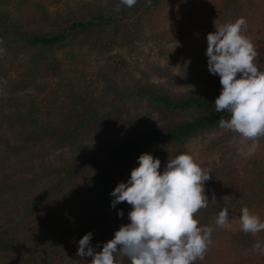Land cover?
Returning a JSON list of instances; mask_svg holds the SVG:
<instances>
[{
  "label": "trees",
  "instance_id": "16d2710c",
  "mask_svg": "<svg viewBox=\"0 0 264 264\" xmlns=\"http://www.w3.org/2000/svg\"><path fill=\"white\" fill-rule=\"evenodd\" d=\"M71 1L64 11L50 12L37 0H0V264H90L92 257L77 255L79 240L91 232L90 244L100 251L130 222L131 205L113 208L110 193L127 182L142 150L160 159L163 172L169 159L187 152L188 142L220 130L219 120L230 115L214 110L219 75L202 69L192 54L179 72L169 61L153 66L145 58L144 68L137 61L138 78L124 53L110 54L130 46L143 53L167 0H137L131 8L120 0ZM237 1L247 9L242 17L248 30H261L254 42L264 71V0ZM220 3L205 2L212 6L205 11L209 17L196 14L206 40L216 22L229 21L216 16ZM61 53L64 59L82 53L96 60L67 67ZM15 62L21 65L17 77L10 75ZM153 76L182 88L150 81ZM229 137L238 135L230 131ZM224 141L214 140L208 150ZM259 145L244 167L236 149L230 159L221 156L202 167L211 178L204 185L208 206L195 217L200 225L214 226L225 207L232 216L246 206L264 220V138ZM212 241L197 264H264V253L253 250L264 231L252 236L222 229ZM116 260L130 264L119 255Z\"/></svg>",
  "mask_w": 264,
  "mask_h": 264
},
{
  "label": "clouds",
  "instance_id": "9594fccd",
  "mask_svg": "<svg viewBox=\"0 0 264 264\" xmlns=\"http://www.w3.org/2000/svg\"><path fill=\"white\" fill-rule=\"evenodd\" d=\"M136 3L120 0L129 8ZM215 28L207 34L205 53L209 72L219 75L222 86L214 110L230 114L219 120V127L237 134L244 145L240 154L251 158L264 138V71L256 63L259 52L246 35V17ZM4 51L0 47V54ZM160 167L158 157L147 152L139 155L127 182H119L110 193L113 208L124 202L131 205L130 222L122 224L100 251L90 244L92 233H86L79 240L78 256L92 257L90 264H117V255L130 264H197L204 260L213 232L231 227L229 208L219 211L214 226L200 225L195 217L208 206L204 185L211 178L210 171L188 152L169 159L163 172ZM118 216H123L122 210ZM239 226L245 234L256 236L264 231V220L245 206ZM253 250L264 253V241H257Z\"/></svg>",
  "mask_w": 264,
  "mask_h": 264
},
{
  "label": "rangeland",
  "instance_id": "374dc122",
  "mask_svg": "<svg viewBox=\"0 0 264 264\" xmlns=\"http://www.w3.org/2000/svg\"><path fill=\"white\" fill-rule=\"evenodd\" d=\"M37 1L42 2L44 7L50 12H54L56 10L62 12L64 11L65 3L68 0H62L59 2H56L55 0ZM89 1L91 0H84V2ZM210 1L211 0H167V2L165 4L162 3L160 5L161 7L157 10L159 19L156 22V27L151 31L152 34L147 38L148 42L146 43L145 47H143V53L145 52V54H143L140 49L136 51H130V49H134L135 46H130V48L128 47L127 49L125 47H123L122 49L114 48L113 50H111L110 54H117V52L121 54L124 53L127 62L131 63V68L133 71L132 75L135 78H138L141 75L140 70H135L136 62H142V67L140 66V68H144L143 62H145V58H147L150 63L159 62L161 65L169 61L171 65H174L175 72H179V67H184L185 62H187L188 60V55L192 54V57H196L201 61V68L208 70L207 56L205 54L207 49V40L204 38L205 35L203 33L204 31L202 25H198V22H201V24H203V19L200 18V21H198L196 14L199 13V15L201 14V16L204 15L209 17V15L205 13V11L207 10V7L208 9L212 10V6L205 5V2L208 3ZM75 2L80 3L81 0H76L74 2L71 1L72 4H74ZM223 3L224 4L220 3V9L222 7L224 12H221L223 10L217 9L216 16H218V18L226 16V18L229 20L227 22H234L232 18L242 17L247 12L245 5L242 3H238L237 0H223ZM200 10L202 12H200ZM226 10H228V14ZM187 18L193 19L195 23L193 24V22H188ZM222 24H224V22L215 23V25L217 26ZM215 30L216 28L214 26V31ZM260 33L261 30L257 27V25H254L252 30L247 29L246 35L256 46L254 40L256 36L260 35ZM156 40L160 41V45ZM139 42L140 41H137L136 44H138ZM161 43H163V45ZM160 46L163 47V50L165 49L163 53L159 52ZM146 54H148L149 57H145ZM173 55H175L176 57ZM59 58L61 59V61L65 62L67 67H70L73 63H75L76 60H79V62L81 63L82 58H86L85 62L91 64H94L96 60L95 56L85 57L82 53H79L78 55L70 59H64L63 54L61 53L59 55ZM184 59H186V61L183 63ZM155 64L156 63H152L153 66H155ZM13 66L14 69L11 70L10 75L17 77L18 72L16 71L18 68H20L21 65L19 62H15ZM81 67L82 65L78 66L79 69ZM66 75L71 78L77 77L74 72H69V74ZM149 80L161 82L167 88H170L174 91L180 90L182 88L179 86L170 85L167 77L153 76L152 78H149ZM44 96L45 95H42L39 100H43ZM229 136L230 131L226 129H220L212 133L201 134L193 138L186 144L188 149L187 152L191 153L194 156L196 162L201 167L208 163L213 164L214 161L220 162L221 156H224L228 160L232 156L234 149H236L237 153L239 154L240 150L244 147V145L240 143L239 137L235 138ZM214 140H218V142L219 140H226L224 141L226 143L225 145H223V147H221L222 144H216V147L208 150L209 145ZM261 144L262 143H260V145ZM224 149H227L226 152ZM146 152L149 153L147 150H142L141 154ZM237 158L238 156H234L233 161L237 160ZM240 161L241 164L239 166L241 167L249 164V158L246 159L242 155ZM258 216L260 217V215ZM239 217L240 215L229 216L231 227L228 230L232 232L240 230ZM260 218L262 219V217ZM213 223H215V221ZM221 230L222 229H217L213 233L216 234V232H219Z\"/></svg>",
  "mask_w": 264,
  "mask_h": 264
}]
</instances>
